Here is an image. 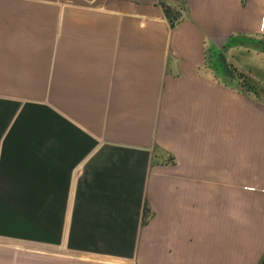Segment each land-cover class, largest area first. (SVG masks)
Wrapping results in <instances>:
<instances>
[{
    "label": "crops",
    "instance_id": "0c3cea01",
    "mask_svg": "<svg viewBox=\"0 0 264 264\" xmlns=\"http://www.w3.org/2000/svg\"><path fill=\"white\" fill-rule=\"evenodd\" d=\"M262 259L264 0H0V264Z\"/></svg>",
    "mask_w": 264,
    "mask_h": 264
},
{
    "label": "trees",
    "instance_id": "16d2710c",
    "mask_svg": "<svg viewBox=\"0 0 264 264\" xmlns=\"http://www.w3.org/2000/svg\"><path fill=\"white\" fill-rule=\"evenodd\" d=\"M246 3V0H241V4L244 5ZM181 3V8L179 10L172 9L169 6L165 5L164 3H161L163 12L165 14L166 19L169 22V26L171 29H174L178 23L183 19V12H186V8H184V4ZM222 61V60H221ZM225 67V66H224ZM227 71L232 75L234 72L232 70L226 68ZM238 79L241 80V76L238 75ZM247 91H251L253 88L246 86ZM259 264H264V259H262Z\"/></svg>",
    "mask_w": 264,
    "mask_h": 264
}]
</instances>
